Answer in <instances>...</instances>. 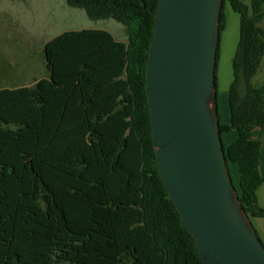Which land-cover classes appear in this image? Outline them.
<instances>
[{"label":"trees","instance_id":"obj_1","mask_svg":"<svg viewBox=\"0 0 264 264\" xmlns=\"http://www.w3.org/2000/svg\"><path fill=\"white\" fill-rule=\"evenodd\" d=\"M158 1L66 0L91 20L122 24L126 41L64 32L44 46L47 78L0 89V264H203L153 148L145 81ZM245 1L223 0L220 37L226 2L240 22L230 123H220L218 106L217 118L221 139L237 132L223 149L228 169L238 166L244 212L264 218L251 135L264 127V84H252L264 57V0Z\"/></svg>","mask_w":264,"mask_h":264},{"label":"water","instance_id":"obj_2","mask_svg":"<svg viewBox=\"0 0 264 264\" xmlns=\"http://www.w3.org/2000/svg\"><path fill=\"white\" fill-rule=\"evenodd\" d=\"M223 0H159L146 62L157 169L203 264H264L217 118Z\"/></svg>","mask_w":264,"mask_h":264},{"label":"rangeland","instance_id":"obj_3","mask_svg":"<svg viewBox=\"0 0 264 264\" xmlns=\"http://www.w3.org/2000/svg\"><path fill=\"white\" fill-rule=\"evenodd\" d=\"M245 3L249 6V0ZM223 14L226 27L221 33L216 66L221 122L228 116L227 92L233 80L232 59L239 39L240 22L239 14L227 2ZM259 25L264 30V20ZM80 30H104L116 40L126 41L122 24L112 19L91 20L84 9L72 8L66 0H0V89L33 86L37 80L47 78L45 44L64 32ZM252 84H264V57ZM229 172L238 189L235 164H229ZM249 220L264 245V219L250 217Z\"/></svg>","mask_w":264,"mask_h":264},{"label":"crops","instance_id":"obj_4","mask_svg":"<svg viewBox=\"0 0 264 264\" xmlns=\"http://www.w3.org/2000/svg\"><path fill=\"white\" fill-rule=\"evenodd\" d=\"M227 99H228V94H227ZM220 123L223 125H227L230 123L229 105H228V116L226 117V120L224 122L220 121ZM251 135H252L253 140H256L260 143L259 171H260L262 178L264 179V127L255 128L252 131ZM236 138H237L236 130H230L222 134V140L225 146H228L229 144L234 142ZM236 167L238 171V166L236 165ZM238 177H239V174H238ZM257 203L260 208L264 209V182L257 190Z\"/></svg>","mask_w":264,"mask_h":264}]
</instances>
